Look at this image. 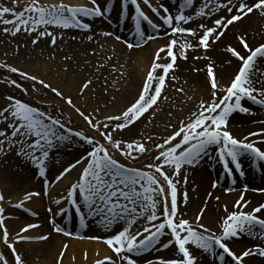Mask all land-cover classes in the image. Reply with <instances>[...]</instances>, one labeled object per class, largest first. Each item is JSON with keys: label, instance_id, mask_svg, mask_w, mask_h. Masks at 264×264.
<instances>
[{"label": "snow or ice", "instance_id": "obj_1", "mask_svg": "<svg viewBox=\"0 0 264 264\" xmlns=\"http://www.w3.org/2000/svg\"><path fill=\"white\" fill-rule=\"evenodd\" d=\"M17 7L19 0L13 8L0 5V33L16 42L17 55L29 43L33 50L41 42L54 49L58 39L62 40L69 30L83 34L81 39L92 42L96 35L93 24L98 19L119 25L125 15L134 39H122L112 31L99 35L114 36L125 45L129 58L134 50L158 38L147 32L145 24L155 33L163 29L167 42L155 53L135 97L115 113L106 110L118 102L119 80L109 81L103 75L105 63L93 66L90 60L84 61L75 96L37 74L0 64V68L31 82L28 87L16 79L2 83L33 99L29 103L12 94L4 97L6 103L0 106V159L13 154L42 185L41 190L25 191L16 203L7 201L0 192V245L6 246L12 256L10 261L0 253V264H28L18 247L21 244L46 242L52 233L72 236L58 226L57 216H75L82 228L87 227L86 221L95 220L103 231L111 233L106 237H75L95 240L110 250L112 255L97 259L95 264H141L142 259L147 264H252L257 257L264 260V203L246 211L251 201L245 198L249 191L264 194V187L249 188L245 182L239 189L235 210L223 204L214 226L204 222L213 200L217 212L221 208V197L214 196L213 191L206 193L192 218H185L187 211L183 210L190 201L189 176L203 165L210 172L219 169L217 177L211 180L212 190L220 187L221 182L231 185L224 188L225 195L237 190L238 181L247 180L246 168L264 173V119L253 120L260 127L242 137L232 131L237 114L252 116L257 108L264 111V71L259 69V63L264 61V42L254 48L250 35L242 32L236 44L223 48V61L218 63L209 55L238 24L254 16L264 19V0H183L175 12L162 0L155 6L151 0H115L112 5L108 0L103 3L87 0L85 5H73L65 0L50 4L29 0L22 10L17 11ZM21 35L24 41L17 39ZM72 39L77 36L73 35ZM200 50L202 54L192 55L191 60L206 62L192 67V72L203 73V80H197L195 89L201 95L198 99L188 96L185 106L188 101L195 102L189 113L178 117L168 105L164 121L166 135L157 139L156 135L141 131L139 138L125 140L124 134L135 131L140 124L156 126L154 122L164 113L165 101L170 99V82L177 80L178 60L188 62L189 51ZM86 55L94 57L97 53L91 50ZM106 59L111 62L113 57ZM72 60L71 56L64 57L65 62ZM233 66L235 70L225 81L220 69L227 72ZM123 67V64L115 65L112 71ZM70 70L71 65L65 63L62 71L68 74ZM120 77L128 79L124 72H120ZM175 90L185 92L182 87ZM49 96L62 102L57 103L55 113ZM77 98L84 104H78ZM89 103L94 106L89 108ZM73 116L82 122V129L71 126ZM71 150L79 154L74 162L65 164L60 157ZM137 161L143 162L137 165ZM74 170L79 175L68 191L53 199L49 188L68 179ZM198 187L193 184L192 190ZM37 198H47L55 205V209H45L50 214L51 231L31 235L41 225L30 222L13 235L6 223L10 216L5 204L36 217L38 213L25 205ZM245 237L257 242L234 250L232 244ZM68 249L65 243L57 264H63ZM154 252L168 254L151 258ZM84 259H88L87 252Z\"/></svg>", "mask_w": 264, "mask_h": 264}, {"label": "rangeland", "instance_id": "obj_2", "mask_svg": "<svg viewBox=\"0 0 264 264\" xmlns=\"http://www.w3.org/2000/svg\"><path fill=\"white\" fill-rule=\"evenodd\" d=\"M28 2H29V0H25V1L19 0V7H17V11L22 10V8ZM65 2L70 3V0H65ZM151 2L154 3L153 5L155 6L157 3L161 2V0H151ZM162 2L165 5H167L173 12H175L178 4H180L183 1H181V0H177L176 2L173 1L172 4L169 3V0H166V1L162 0ZM85 4H87V0H82L81 3H79L78 5H85ZM0 5L13 8V7H16V0H0ZM142 7L144 9H146L145 6L142 5ZM113 18H115V20H116L115 14H113ZM115 24L116 23H114V25ZM193 26H195V25H193ZM112 28H113V26L107 28V31L114 32L116 35L121 36L122 39H130L129 37L127 38L129 28H128V25L126 24V22L123 23V25L119 31H117V30L113 31ZM73 32H74V30H73ZM70 36L73 37V34H71ZM17 39L20 41H24L25 38H24V36L21 35ZM63 39H64V35H63ZM231 39L230 40L228 38L225 39L223 41V43L220 44V46H218V47L216 46V48L213 51L209 52L212 54V57L214 59L219 58L216 60L218 63L224 60L225 54L223 52V48L226 45L237 43V41H233V40L231 41ZM109 40L113 43L122 44V43L118 42L114 38V36L109 37ZM100 41H101V39L97 42V46L99 48L95 49V52L97 53V55L94 57H89L92 60L91 63L93 66L98 65L99 64L98 61L106 59L108 56H114L110 50V47H107L106 41L105 40L101 41L102 46H99L98 43ZM261 41L264 42V38H261ZM59 42H60V40L58 39V44H57L56 48H54V49L50 48L47 45V43L41 42L38 47H35L34 50H33V47L31 46V44L29 43L28 48L27 49H21V54L17 55L16 54V42L12 38L6 37L2 33H0V64L7 63L9 65H13V66H16L18 68H21L22 70L29 71L32 73H37L42 78H44L48 81L51 80L52 82H54L53 85L60 84V86L65 87L66 86L65 84L67 83L66 80L71 79L70 81H73V83H74L73 84L74 85L73 90L76 93L75 85L79 82L80 75H81L83 69L85 68V65L82 63V61H83L82 58L84 57L83 56L84 54H80L81 56L76 54L75 49L73 47H69V46L68 47L64 46L62 49L59 46L60 45ZM68 42H70V43L73 42V39L70 38V40H68ZM252 46L256 47V45H253V44H252ZM91 50H93V49H91ZM91 50H89V51H91ZM194 54H202V50H200L199 53H192L191 51H189L188 55H189L190 59L188 62L178 60L179 68L176 71L177 80L175 82H170V87L168 88V95H169L170 99L168 101H165L164 112H166V110H167L166 108L168 106V103H169V105L172 106V110H174V108H175L177 111H181V109L184 110L186 107L185 105H182V101L185 100L186 96H195L197 99L199 98V96H200L199 94H201V93L199 91H195V89L197 87L196 82H197V80H200V81L203 80V73L197 74V73L192 72V67H193V65L203 66L206 62L205 61H192L191 56ZM66 55L73 57V60L69 61V62H65L64 57ZM77 56H80L79 59H76ZM51 57H54V59H52ZM123 57L124 58H121V59L120 58L114 59V61H116L115 65L123 64L124 70H121L122 68H120L118 71L113 72L112 68H113V66H115V65H113V66H111V68L109 70L103 72V75L105 77H108L109 81L119 80L118 87L120 88V91L116 93V95L118 97V102H117L115 107L110 106L109 109L106 110V111L112 112V113L118 112L119 108H123L126 103H124L123 105H122V103L125 100L128 102L127 98H129V97L131 98L130 100H132L135 97L137 90H138V89L133 88V86H131V84H134L133 83L134 81H132L133 76L131 73L133 71V66L135 65V63H134V61L131 60L132 57L131 58H125V56H123ZM44 63H46V66L48 68L46 70L45 69L42 70L41 73H38L39 70H41L43 68V66H45ZM65 63H69V64L71 63L70 64L71 70L68 74H65L62 71V67ZM128 66L131 67L130 70H127ZM34 69H35V72L33 71ZM37 69H38V71H37ZM259 69L261 71L264 70V61H261L259 63ZM181 70L182 71L184 70L186 72L184 78L178 74V72ZM231 70L232 71L235 70L234 66L232 68H229L227 72H225L223 69H220L221 75L225 81H227L229 76L226 77L224 74L230 73L229 71H231ZM107 72L111 73V76H109V74H106ZM120 72H124L125 76L128 78L126 81L124 79H121ZM73 73H75L76 75L73 76ZM84 74L86 75L87 73L84 72ZM6 79H16L17 82L21 83L22 85H24L26 87L30 86V84H31V82L22 80L16 74L9 73L6 71V69L0 68V106H3L6 103L4 97L8 94L18 96L22 100H26L29 103L33 102L32 97L25 96L19 89L8 87V86H6L5 83H2V81H5ZM185 81H187V82H185ZM100 83L101 84L104 83L103 79H101ZM176 87L184 88L185 92L184 93L177 92L175 90ZM75 93H74V96H75ZM47 99L51 102L52 111H53V113H55L56 105L59 101L58 98H53L52 96H49ZM77 102L81 103V105L84 104V101L80 98H77ZM191 102H192L191 106L193 107L195 102L194 101H191ZM60 103H62V102H60ZM90 105L92 107L94 106L92 103H90ZM165 115H166V113L161 114L159 119H157L154 123L158 124V122L162 123V121H165L164 120ZM259 119H264V115H262V116H250L247 120L244 121L245 122L244 124L246 126H251V125H253V123H252L253 120H259ZM145 125H146V127H150V129L142 128V129H144L143 132L145 133V135H147L148 133H152L153 135L157 136V139H159L161 136L166 135L164 130L152 129V127H151L152 125H147L146 122H145ZM71 126L74 129H82L83 128L82 125L75 118H72V125ZM139 134L140 133H138L137 135L131 134L129 139H131L133 137L139 138ZM237 136H239V135H237ZM124 139L128 140V138L125 136V134H124ZM64 162H65V164H67L68 162H74V160H67V161L64 160ZM142 162L143 161H137L135 163L137 165H139ZM5 164H8L9 166H12L15 164L16 167L10 168L9 172L13 173V175L14 174L18 175L17 177H22L21 180L18 178V179H14V180L11 179L9 181L6 179V177H3L2 175L4 174ZM18 164H20V162L18 159H16L14 157L13 154H10L9 156L4 157L3 159H0V182L2 180L4 182V184H6V187L9 189L10 193H14L17 195L18 194L21 195V193H24L27 190H41L42 185L40 184L39 181H37V183L35 184L36 188H24L26 186V184L30 182L29 179H25L24 177L28 176L31 171L25 170V169H23L22 171L19 169V171H18V168H17V166H19ZM207 167H208L207 165H203L200 168L194 170L193 172H198V170L204 172ZM14 169H16V170H14ZM218 173H219V169H217L216 174L214 173L215 177H213V174H212L211 178L215 179L217 177ZM69 178L72 179L73 177H71V175H70ZM38 180H39V178H38ZM226 184H227V182H226ZM226 184H225V182H221V185H220V187H218V189L224 191V188L227 187ZM54 187H56V186L50 187L49 192L52 191V189ZM229 187H231V186H229ZM68 189L64 190L61 193L58 192L57 194H62L60 196V197H62L68 191ZM236 189L237 190H235V191L228 192L227 195L232 194V193L239 190L238 187H236ZM0 192L3 193L2 187L0 188ZM57 198H59V197H57ZM6 200L10 201L9 198H6ZM11 202L15 203V201H13V200ZM40 202H41V207H42L41 209L42 210H41V213H39L36 217H32V216L28 215L27 213H24L20 210L12 209L7 204H5V207H6L7 213L8 212L12 213L15 211L21 213L22 216L24 217L23 221H25L26 224L30 223V222L37 221L36 223H39L41 225V228L37 229V231H39L40 233H42V232L48 233L51 231V225L48 223V218H49L50 214L48 212H46L45 209L48 207H51V204L49 203V199H47V198L41 200ZM52 205H54V204H52ZM189 215H190V213H189ZM9 216L11 218L12 215L9 214ZM188 217H190V216H188ZM18 218L20 220V217H18ZM13 221L20 222L17 219L13 220ZM56 222H57L58 226L63 227V228H65L66 231L72 233V236L66 237V236H63V235H60L57 233H52L50 236V239L48 241H46V242H35V243L46 244L48 242V246L54 247V245H55V247L58 248V245L55 243L56 241L53 239L55 236L61 237L60 243H62L65 240V238L68 240L85 241V242L91 241L93 243H96L95 240L75 238L78 236H97L96 233L95 234H93V233L92 234H85L83 231H85V229H87V227L82 228L80 226L78 218H76L75 216H73L71 218H67V217L62 218V217L57 216ZM34 231H36V230H33L32 232H34ZM104 235L105 234H102L101 236L104 237ZM105 237H106V235H105ZM246 239H248V238H246ZM237 242L238 241H236V243ZM247 242H248L246 244L247 247H250L252 244L256 243L257 241H253V240L248 239ZM62 245H59V246H62ZM60 250H62V249L60 248ZM59 251H56L55 258L58 257ZM0 253H4L9 258V260L12 261V256H11L10 250H8L6 246L0 245ZM162 253L163 252H159V253L154 252V253L150 254V256H151V258H156L158 256H162ZM26 259H27V257H26ZM27 260H29V259H27ZM83 261H86L83 264H95L96 260L93 263H91L90 261L85 260L84 256H83ZM30 264H39V259H37L35 262L30 261ZM141 264H147L146 260L142 259Z\"/></svg>", "mask_w": 264, "mask_h": 264}, {"label": "bare ground", "instance_id": "obj_3", "mask_svg": "<svg viewBox=\"0 0 264 264\" xmlns=\"http://www.w3.org/2000/svg\"><path fill=\"white\" fill-rule=\"evenodd\" d=\"M20 1H25V0H20ZM82 0H70V3L73 5H78L79 3H81ZM166 1V0H165ZM42 2L44 3H58L59 0H42ZM101 3L104 2V0H100ZM171 3L173 2L172 0L170 1ZM115 3V0H108V4L112 5ZM127 15H125L126 17ZM113 21H115V18H113ZM115 22L109 24L104 22L103 20H97L94 24H93V32L96 33L94 40L92 42L87 41L86 39H81V36L83 34L79 33V32H73V30H69L68 32L64 33V39L60 40L59 42V46L63 49V47H73L76 51V54L80 55V54H84L83 58H82V63L84 64L85 60H90L92 62V60L89 58V56L86 55V51H89L91 49L95 50L96 48H99L97 46V42L101 39V41H106L107 43V47H110L111 52L113 53L114 56L111 62H108L107 59H103L101 61H98L99 63H105L107 64V67L103 70L107 71L111 68V66L115 65L116 61H114V59H121L124 58L123 56H125V58H129V54L127 52L126 47L124 46V44H118V43H113L109 40V37H104L102 35H99L100 32L103 31H107V28L113 26V31L115 30H119V25L115 24ZM144 27L146 28L148 33H153L154 30L151 27H148L146 24L144 25ZM129 32L133 33V29L132 27L129 25ZM242 32H247L250 35V40L251 43L253 45L258 46L262 41L261 38H264V36H262V34H264V19L260 18L259 16H254L251 17L249 19H246L244 22L238 24L237 26H235L234 28H232V30L228 33L227 38L231 41H237V37L242 33ZM155 33V32H154ZM71 34L77 36V39H73V42H68V40H70V38L72 39V37L70 36ZM88 34H93V33H88ZM161 37L158 38L157 41H152L153 43L148 44V46L146 45V47L141 48V49H136L133 51V53L131 54V60L134 61L135 65L133 66V71H132V81H134V84H131V86H133V88L135 89H139L140 85L142 83V78L145 74V71L150 67L153 58L155 56V53L159 50L160 47H163L166 45L167 42V37L163 36V29H161V32L158 33ZM233 36V37H232ZM99 42L98 45L102 46V42ZM220 46V45H219ZM218 47V46H217ZM216 48V47H215ZM255 48V47H254ZM86 55V56H85ZM209 55L212 57V54L209 53ZM81 56V55H80ZM80 56H77L76 59H79ZM213 58V57H212ZM214 59V58H213ZM219 58H215V60H217ZM71 64V63H70ZM45 66H43V68L41 70H39L38 73H41L42 70H46L48 67L46 66V63H44ZM130 66H128L127 70H130ZM121 70H124V68H122ZM35 72V69L33 70ZM38 71V69H37ZM264 71V70H263ZM230 73H226L224 74L226 77L231 75L232 70L229 71ZM185 71L181 70L178 72V74L184 78L185 76ZM37 74V73H34ZM106 74H109V72H107ZM39 75V74H37ZM52 75V74H51ZM71 79L66 80L67 83L65 84L66 86H61L65 89V91L67 93H71L72 95H74V90H73V81H70ZM51 81V80H50ZM52 82V81H51ZM54 84V82H52ZM136 91V90H135ZM201 95V94H199ZM188 96L185 97V100L182 101V105H185V101H187ZM131 98H127L128 102L125 100L122 105L124 103H129L131 100ZM58 101V100H57ZM58 103H60L58 101ZM78 103V102H77ZM81 105V103H78ZM192 102L188 101L187 106L185 107V109L183 111H177L174 108V112L176 113V115L179 116H186L190 109L192 108L191 106ZM169 105V103H168ZM65 108H67V105L64 106ZM88 107L91 108L92 106L90 105V103L88 104ZM122 108H119L118 110H121ZM166 112L167 113L169 111V108H166ZM108 112V111H107ZM264 115V111L259 110L258 108L255 109V115L252 116H262ZM250 116L248 115H236V118L232 121V131L236 134L239 135L240 137H242L244 134H246L249 130L252 129H256L259 128L260 125L259 124H253L251 126H246L244 123L245 120H247ZM73 118H75L83 127V124L80 120H78L75 116H73ZM167 116H164V120H166ZM156 126L152 127V129H159V130H164L165 124L164 121H162V123L158 122V124H155ZM245 125V126H244ZM142 128H147L150 129V127H146L145 124H140L139 128H137L135 131L131 132V133H127L125 134V136L128 138H130V135H137L138 133H140L141 131H143L144 129ZM79 151H82V149H80ZM79 153L76 150H71L68 154L66 155H62L60 157L61 160H75L76 156ZM19 166H17L18 171L19 169L22 171L23 169L28 170L26 168H23V166H21L20 164H18ZM16 165H12L9 166L8 164H5V170H4V174L2 175L3 177H6L7 180H11V179H20L22 177H17L18 175L9 172L10 168H15ZM16 170V169H14ZM246 171H248L249 175L246 181L241 180L238 181L236 187H238L239 189L242 187V185L246 182L249 186V188H260V187H264V173H260L257 170H253V169H249L246 168ZM217 173V171L215 172H210L208 170V167L206 168V170L204 172L199 171L198 172H192L189 176V180L190 183L187 186V190L189 192V196H190V201L189 204L187 205V208L184 209L185 211H187V216L185 218H192L194 216V214L196 213V211L198 210V208L201 206L202 201L204 200L206 193L208 191H213V195L216 196H220L221 200H220V211L217 212L216 210V201H212V204L210 205L211 207V211L208 213V215L204 218V222L206 224H209L210 226H214L217 217L219 215L222 214V206L223 204H227L229 206V208L231 210H235L234 208V203L237 199H239L240 196V190L229 194V195H225L223 190H219L218 188L215 190H212L210 187V183L212 180V174L213 177H215V174ZM54 174V173H53ZM71 178L66 179L65 181H63L61 184L57 185L56 187H54L52 189V191H50V194L52 196L53 199L60 197L62 194H57L58 192L61 193L64 190L68 189L71 185V183L73 182V180L75 181V179L77 178V176L79 175V172L74 170V172L72 174H70ZM25 179H29V183L26 184V186L24 188H36L35 184L37 183L38 178H33L32 172H30V174L26 177H24ZM31 184V185H30ZM193 184H197L199 185V187L197 188L196 191L192 190V186ZM2 187L3 193L5 198H9L10 201H15L18 202L19 199H21L23 193H21V195H17L14 193H10L9 189L6 187V184H4V182L1 180L0 182V188ZM181 191H183V189H181ZM245 198L247 200L251 201V204L249 205V209L250 210L252 207L257 206L260 203H264V194L261 193H256V192H252L249 191L245 194ZM41 199L37 198L35 200L34 203L29 202L28 204H26L25 206L32 209L33 211L37 212L38 214L41 213ZM14 203V202H12ZM49 203L51 204V207L55 209V205H52V203L49 201ZM190 213V215H189ZM8 214L12 215L11 218L9 220L6 221V223L8 224V227L10 229V232L14 235L16 231L19 230L20 227L24 226L26 223L25 221H23L24 217L22 216L21 213L19 212H12ZM190 216V217H188ZM20 217V220L19 218ZM60 217V216H59ZM18 220L20 222L17 221H13V220ZM35 223L37 221H34ZM87 223V229H85V231H83L85 234H97V236L102 237V234H105L106 236L110 235L111 233L105 232L103 231L101 225L98 223V221L95 220H88L86 221ZM40 232L39 231H34L31 233V235H39ZM104 235V237H105ZM247 237L239 240L237 243H233L232 247L234 248V250H242L243 248L247 247ZM56 242V244L58 245V248L52 247V246H48V242L46 244H39V243H31V244H21L18 247L20 248V251L23 252L25 254V256L27 257V259H29L28 263L30 264L31 262H35L37 259H39V264H57V258H55L56 256V251H59L60 248L62 249L63 245L65 243H67L69 245V249L65 254L64 260H63V264H83L86 261H83V256L84 253L87 252L88 253V261H90L91 263H93L95 260L100 259V258H104L105 256L108 255H112V253L110 252V250L102 243L97 242L93 243L91 241L89 242H85V241H75V240H68L65 238V240L61 242V237H54L53 238ZM63 244V245H62ZM62 245V246H59ZM61 251V250H60ZM59 251V252H60ZM58 252V253H59ZM97 253H99V255H97ZM168 253H162V255H167ZM59 256V254H58ZM73 257H75L76 259L73 260ZM210 264V262H209ZM252 264H264V260H261V258L257 257L255 258L254 261H252Z\"/></svg>", "mask_w": 264, "mask_h": 264}]
</instances>
